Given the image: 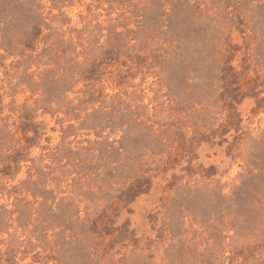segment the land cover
Here are the masks:
<instances>
[{"label":"rangeland","instance_id":"1","mask_svg":"<svg viewBox=\"0 0 264 264\" xmlns=\"http://www.w3.org/2000/svg\"><path fill=\"white\" fill-rule=\"evenodd\" d=\"M0 264H264V0H0Z\"/></svg>","mask_w":264,"mask_h":264}]
</instances>
